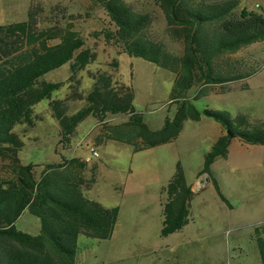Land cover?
I'll use <instances>...</instances> for the list:
<instances>
[{
    "label": "rangeland",
    "instance_id": "374dc122",
    "mask_svg": "<svg viewBox=\"0 0 264 264\" xmlns=\"http://www.w3.org/2000/svg\"><path fill=\"white\" fill-rule=\"evenodd\" d=\"M126 1L136 11L151 14L147 28L150 37L183 54V41L170 35L165 16L154 0ZM244 7L264 15V0H239L237 12ZM30 11L39 30L53 28L62 33L72 28L97 54L76 73V80L71 78V62L45 74L41 80L61 85L33 106L31 121L13 127L23 141L18 157L23 164L35 165L38 178L48 163L80 158L86 166L78 191L105 207H119L111 237L99 239L80 232L76 264H262L255 228L264 223V145L250 144L236 135L231 138L228 156L218 157L209 172L202 171L206 155L227 132L205 109L224 113L234 123L245 115L249 128L264 122V41L224 54L220 67L228 69L222 76L228 79L235 74L237 78L218 83L198 80L185 92L202 113L200 119L186 118L173 141L146 147L138 139V147L117 139L100 140L101 122L89 115L62 147V128L51 102L65 100L77 80L80 92L89 93L95 83L92 73L113 74L116 82L133 89L136 112L151 129L158 130L179 109V103H172L177 74L108 42L99 32L115 27L103 7L91 0H0V25L27 20ZM115 60L117 67L112 64ZM86 104L82 99L66 101L67 113L74 114ZM127 120L126 114L111 113L105 119L114 125ZM122 131L128 136L133 132ZM92 147L98 156H93ZM10 162L0 157L4 178L13 176ZM178 167L193 190L190 220L181 230L164 236L165 188ZM68 175L72 177L71 171ZM16 226L33 235L42 230L40 217L29 209L23 211Z\"/></svg>",
    "mask_w": 264,
    "mask_h": 264
},
{
    "label": "trees",
    "instance_id": "16d2710c",
    "mask_svg": "<svg viewBox=\"0 0 264 264\" xmlns=\"http://www.w3.org/2000/svg\"><path fill=\"white\" fill-rule=\"evenodd\" d=\"M91 1L103 7L115 27L99 32L108 42L123 52L176 72L172 103L180 106L173 119L167 117L162 128L153 130L136 112L133 89L116 82L111 73L96 71L92 73L95 83L89 93L80 92L77 80L65 100L51 102L62 128V147L89 115L101 122L100 140L117 139L138 147V139L146 147L173 141L186 118L200 119L202 113L185 92L198 80L206 83L226 80L222 73L228 68L220 67L224 54L264 41V15L245 7L237 12L239 0H154L165 16L170 35L183 41L182 55L170 51L164 41L148 35L151 14L136 11L126 0ZM55 38L60 41L49 44ZM85 45V39L72 28L62 33L54 32L53 28L39 30L33 11L27 20L0 25V157L11 161L13 173L11 178L0 174V264H76L80 232L106 239L115 230L119 207H105L78 191L86 161L72 158L48 163L38 178L34 164L21 163L18 152L23 141L13 131L16 123L31 121L33 106L61 85V82L41 80L45 74L71 62L74 74L71 78L76 80V73L97 58L96 52ZM112 64L117 67V60ZM234 78H237L235 74L228 77ZM77 99L86 100L87 104L68 114L66 101ZM204 112L220 120L225 130L231 129L244 141L264 145V122L249 128L245 115L238 116L234 123L224 113L209 109ZM108 113L126 114L128 120L118 125L108 123L105 121ZM122 128L133 132L128 136ZM231 138L227 132L219 137L206 155L203 173L209 172L218 157L228 156ZM165 192L161 233L167 236L181 230L190 220L193 190L181 167ZM26 209L40 217V234L17 228V220ZM255 233L264 264V223L256 226Z\"/></svg>",
    "mask_w": 264,
    "mask_h": 264
},
{
    "label": "built area",
    "instance_id": "2783aa9c",
    "mask_svg": "<svg viewBox=\"0 0 264 264\" xmlns=\"http://www.w3.org/2000/svg\"><path fill=\"white\" fill-rule=\"evenodd\" d=\"M91 151H92L93 156H98L99 155V153H98V151H97V149L95 147H92ZM90 159H91V157H88L87 160H90Z\"/></svg>",
    "mask_w": 264,
    "mask_h": 264
},
{
    "label": "water",
    "instance_id": "95a60500",
    "mask_svg": "<svg viewBox=\"0 0 264 264\" xmlns=\"http://www.w3.org/2000/svg\"><path fill=\"white\" fill-rule=\"evenodd\" d=\"M227 133L230 134L231 137L235 136V133L231 131V129H227Z\"/></svg>",
    "mask_w": 264,
    "mask_h": 264
}]
</instances>
